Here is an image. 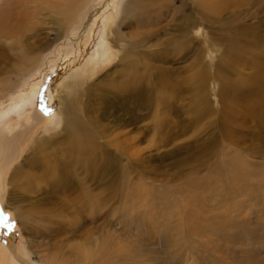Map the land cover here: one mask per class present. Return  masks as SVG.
<instances>
[{"label":"rangeland","instance_id":"1","mask_svg":"<svg viewBox=\"0 0 264 264\" xmlns=\"http://www.w3.org/2000/svg\"><path fill=\"white\" fill-rule=\"evenodd\" d=\"M44 1L0 0V178L23 119H48L0 180V264H78L77 250L89 262L103 238L87 251L83 242L102 223L107 264H264V0L220 14L210 10L224 0H201L199 15L196 0H168L166 11L156 5L163 0H147L153 13L139 21H122L118 2L80 57L68 38L73 4ZM101 41L114 51L107 61ZM120 48L139 54L125 59L138 85L121 82ZM37 61L23 82L25 64ZM70 80L85 83L79 105L95 139L84 165L65 155L67 128L56 126V96L69 103L68 90H58ZM17 169L25 181L11 184ZM53 251L57 258L41 260Z\"/></svg>","mask_w":264,"mask_h":264},{"label":"bare ground","instance_id":"2","mask_svg":"<svg viewBox=\"0 0 264 264\" xmlns=\"http://www.w3.org/2000/svg\"><path fill=\"white\" fill-rule=\"evenodd\" d=\"M54 1H57V0H54ZM59 1H62V0H59ZM68 2L72 3L73 6H72V9L75 13V16L74 17H71L72 18V21L69 23V29H68V38H71V37H76V41L74 42V44L72 45L74 49V51L71 53L72 55H76V56H79L80 57V54L81 52L83 51V49H89V47L91 46L92 42H93V39H94V35L96 34L95 31L93 30V28L95 27L96 24H99V22L101 21V17L103 15V12H105V14H110L112 15V13L114 12L115 10V7L117 6V3L120 2L119 4V8H118V16L121 15V18H122V21L126 20V19H134L135 17H137L138 21L141 20L142 18H147L146 15L149 14V12H152V9L151 7L149 6L150 4H153V0H149V5L147 3V0H67ZM164 2H160L156 5H159V6H163L165 8V11L170 8L169 6L171 5L169 3L168 0H163ZM227 1H230V0H224V1H221L219 6L217 7H213L211 8V12L212 13H219L223 10H227L228 8H232V7H236V4H239V2L243 1V0H235L233 3H230V2H227ZM101 2V4H100ZM195 2L196 3V13L199 15L201 10L203 11V7H202V1L201 0H196ZM55 2H48L47 0L44 1V5L47 6V8H50V4L53 5ZM160 8V7H159ZM171 10V9H170ZM174 12V11H173ZM223 13V12H221ZM104 14V15H105ZM220 14V13H219ZM220 16V15H219ZM152 17V16H151ZM182 17L183 19H187V16H185V14L183 13L182 14ZM149 18V17H148ZM112 16H111V21H112ZM58 21V20H57ZM134 21V20H133ZM183 22V21H182ZM188 24V23H186ZM184 25V24H183ZM139 28L142 29L141 27L144 26V24L140 23L138 24ZM189 27V26H188ZM187 27V28H188ZM186 28V27H185ZM118 29H120V27H117L116 28V31L114 33V36L119 33L118 32ZM136 30V29H135ZM259 31V30H258ZM145 33L147 32L146 30L144 31ZM257 32V31H256ZM255 34V33H254ZM120 36V35H119ZM138 38V37H137ZM123 39V38H122ZM136 39V38H135ZM101 40H103L101 38ZM118 40L120 39H117V42H119ZM124 40V39H123ZM115 41V40H114ZM121 41V40H120ZM134 41V40H133ZM105 42V40H104ZM116 42V41H115ZM138 42V41H137ZM257 44V43H256ZM264 45V44H263ZM131 49H132V46H130ZM136 45H134L133 48H135ZM89 50H87L86 52L88 53ZM118 53H120L122 55V58L119 59V64L120 66L122 67L120 73V78H121V82L124 83V86L126 85L127 87H130L129 85L131 86H134V85H138L139 84V81H140V75L138 76H132L136 73L137 69L135 67V64L134 63H131V62H127L125 59H128L132 54H134L133 52L131 51H126L124 52V50H121V48L119 50H117ZM101 55H103L104 57V60L107 61L109 59H111L113 56H114V51L111 50L107 43H103V41H101ZM82 55V54H81ZM137 56L138 58V55L139 54H134ZM64 57V54L61 55V58L59 60V62L62 61V58ZM234 57V56H233ZM75 58V56H74ZM147 59L151 58V57H146ZM89 74H93L94 71H95V63H94V60H93V57L91 55V52L89 53ZM239 59H237V62H238ZM92 62V63H91ZM138 62H139V59H138ZM264 62V60H263ZM262 62V66L264 67V64ZM41 62L40 61H37L36 63H34L33 65H27L25 64V68H24V78L22 79V81L24 82L25 78L28 77L29 75L33 74L34 72H36V70L38 69V67L40 66ZM139 64H141V62H139ZM150 64V63H149ZM93 65V66H92ZM20 67V66H19ZM18 67V68H19ZM262 67V69H263ZM40 68V67H39ZM153 68V67H152ZM21 69V68H19ZM120 69V68H119ZM119 73V74H120ZM139 73V71H138ZM131 78V83L128 82V78ZM144 76V75H143ZM115 77V76H114ZM119 77V76H118ZM74 79V78H73ZM136 79H138L139 81H135ZM79 80V79H78ZM71 81V80H70ZM23 82H21L20 85L23 84ZM85 83H82L80 85H84ZM19 85V82L16 86V89L20 88V85ZM76 81L72 80L70 83L64 84L63 87H61V89L58 90V93L59 94H63L64 93V90H68L69 92V103L66 104V102L63 100L64 99V96L60 97V96H56L58 97V101H57V106H56V110H57V120H56V126L57 128L62 124V125H65L67 130H66V137L64 139V144H65V149L68 151V153H66L65 155H68L70 157V155H76L78 159H82V164L84 165L85 164V160H86V153H88V149L90 147V144H95L94 141V137H93V134L89 131V128L87 126V122L83 119L82 115H81V111L80 110V95H83V93H81V90H82V86H80ZM123 86V85H122ZM24 87V86H23ZM121 87V86H120ZM125 88V87H124ZM122 90V89H121ZM123 91V90H122ZM55 92V91H54ZM131 92V91H130ZM55 94V93H53ZM52 94V95H53ZM134 95V94H132ZM7 97V93L5 95H3L1 97V99H4V97ZM105 97V96H104ZM49 101L50 103L54 101V98L51 97L49 98ZM80 104V105H79ZM53 107V106H52ZM55 107V105H54ZM62 109V110H61ZM60 110H61V113H60ZM92 120V119H91ZM47 122H48V119H46L44 117V114L42 113H34L32 116H29L27 118H24L23 119V130L21 131V134L19 135L20 137H15V139H11V143L10 144H20V146L18 147V149H16V151L13 153V155L11 156L10 159H6L7 161H4L3 165L1 166V171H4L6 170L5 172V175L3 177H5V180L7 178V172L9 170V167L8 166H14V161H17L20 157V155L23 153V150L25 149V147L27 146V144H30L31 143V140L34 138L33 135L37 134V132L42 128L43 129V132H46L44 130V127H46L47 125ZM91 122V121H90ZM92 123H93V120H92ZM13 126L11 124H8L6 127H5V134L7 137L10 136V134L13 132ZM65 128V127H63ZM62 128V129H63ZM4 129V128H3ZM2 129V130H3ZM64 130V129H63ZM26 137L28 139H25L24 137ZM22 138L21 141H19L18 139L19 138ZM37 137V135L35 136V138ZM40 143V142H39ZM38 144V143H37ZM43 146V145H42ZM42 148V147H41ZM91 148V147H90ZM93 148V147H92ZM91 148V149H92ZM90 149V150H91ZM39 150V149H38ZM94 150V149H93ZM37 151V150H35ZM82 153L81 157L78 155V153ZM39 153V151H38ZM43 153L45 155H48L50 156L51 153H48V152H45L44 151V147L41 149L40 151V155L43 156ZM92 155V154H91ZM33 156V155H32ZM73 157V156H72ZM34 158V157H33ZM47 158V157H46ZM50 158V157H49ZM43 160V159H42ZM47 160V159H46ZM1 161L0 160V164H1ZM20 161V160H19ZM48 161V160H47ZM60 161V160H59ZM94 161V160H93ZM45 162V161H44ZM51 162V161H50ZM20 163V162H19ZM33 164V163H32ZM64 164V163H63ZM94 164V163H92ZM96 164V163H95ZM37 165V164H36ZM21 166V165H20ZM29 169V171L31 172L30 169L32 168H29L28 165H26ZM98 166V165H97ZM24 167V166H23ZM22 167V169H24ZM93 167V166H91ZM19 168V167H18ZM24 169L25 172L27 171L28 172V169ZM34 168V167H33ZM54 168V167H53ZM79 168V167H78ZM99 168V167H98ZM21 169V167H20ZM20 169H17V171L15 172L14 174V179L12 178L11 179V184L16 182V183H24V179L21 178V174L20 173H23L24 177H25V173L24 171L20 170ZM42 169V168H41ZM70 169V168H69ZM94 169V168H92ZM90 169V170H92ZM11 170V169H10ZM34 170V169H33ZM73 170V169H72ZM96 170V169H95ZM95 170H94V173H95ZM98 170V169H97ZM35 171V170H34ZM57 171V170H56ZM66 171V170H65ZM89 171V170H88ZM93 171V170H92ZM37 173H40L39 170L35 171ZM46 172V171H45ZM58 172V171H57ZM61 172V171H60ZM59 172V173H60ZM32 173V172H31ZM9 174V172H8ZM56 174L55 172L53 173V175ZM29 175V174H28ZM64 175V174H63ZM70 175V174H69ZM31 176L33 177V181L34 180H38L39 175H34V174H31ZM30 176V177H31ZM51 176V175H50ZM65 176V175H64ZM78 176V175H76ZM1 177L0 180L3 178ZM43 178V177H42ZM54 178V177H53ZM52 178V179H53ZM32 179V178H31ZM45 180V179H44ZM43 180V181H44ZM79 180V179H78ZM32 181V180H30ZM32 183V182H31ZM38 183V182H37ZM52 183V182H51ZM33 184V183H32ZM84 184V183H83ZM28 185V184H27ZM18 186V184H17ZM23 186V185H22ZM26 186V185H25ZM31 186V185H30ZM35 186V185H34ZM33 186V188H34ZM20 187V186H18ZM43 187V186H42ZM55 187V186H54ZM21 188V187H20ZM19 188V189H20ZM25 188V187H24ZM78 188V187H77ZM35 189V188H34ZM26 190L29 191V188L28 186H26ZM33 190V189H31ZM81 190V189H79ZM85 190V189H84ZM4 185L1 184L0 185V202L2 201V195L4 193ZM87 191V190H86ZM30 193V192H29ZM35 193V192H34ZM83 193V192H81ZM80 193V194H81ZM89 193V192H87ZM84 195V194H82ZM81 195V196H82ZM87 195V194H86ZM88 196V195H87ZM83 197V196H82ZM85 198V197H84ZM83 198V199H84ZM87 198V197H86ZM93 198V197H92ZM69 199H71L69 197ZM74 199L77 200V197ZM75 200V201H76ZM93 201V199H91ZM80 201V200H79ZM89 201H90V198H89ZM94 203V202H93ZM80 204V203H79ZM87 205V204H86ZM91 205V204H90ZM89 205V206H90ZM95 205V203H94ZM79 206V205H78ZM85 206V205H84ZM73 207V206H72ZM89 208V207H88ZM94 208V206H93ZM74 209V208H73ZM62 210V209H61ZM80 210V209H79ZM89 210V209H87ZM91 210H93L91 208ZM68 210H66L67 212ZM90 212V211H89ZM47 213V212H46ZM45 213V214H46ZM94 214V213H93ZM92 214V215H93ZM63 215V214H61ZM73 215V214H72ZM84 215V214H83ZM60 216V215H59ZM75 216V214H74ZM78 216V215H77ZM76 216V217H77ZM53 217V216H52ZM64 217V216H62ZM94 217V216H92ZM38 218V217H37ZM44 218V216H43ZM55 218H58V217H55ZM61 218V217H60ZM71 218V217H70ZM74 218V217H73ZM95 218V217H94ZM93 218V219H94ZM100 218V217H99ZM59 219V218H58ZM92 219V220H93ZM49 221V220H47ZM52 221V220H51ZM51 221H49L51 223ZM63 221H66V220H63ZM69 221V220H68ZM70 222V221H69ZM73 222H75V219L72 220L70 222V224L72 223L73 225ZM49 223V224H50ZM87 223V221H86ZM101 223V222H100ZM54 224V223H53ZM103 224V223H102ZM101 224V227L97 230V232H95L94 234H92V236H88V239L87 241H84L83 242V246L85 247V250L87 251V248L88 250H90L93 246V244L97 243L99 240H100V237L101 240H102V243L103 244V248H99V252H95L93 254H96L95 256L91 257V255H89L91 258L89 260V262H86L84 263L86 260L85 258H83V256L81 255V252L79 250H77V253H79L77 255V257L74 255V257H76V262H78V264H107V261H108V258L106 256L107 254V247H108V240H107V229L104 225ZM58 225V224H57ZM93 225V224H92ZM55 227V226H54ZM59 227V226H58ZM62 227V226H61ZM68 227V226H67ZM66 227V228H67ZM62 229V228H61ZM84 229V228H83ZM64 230V229H62ZM92 229L89 228V230L87 231L88 232V235L90 234L91 235V231ZM60 231L57 230V232ZM65 231V230H64ZM62 231V232H64ZM68 232V230L66 231ZM90 232V233H89ZM69 233V232H68ZM86 233V232H85ZM55 234V233H54ZM60 234V232L58 233ZM74 234V233H73ZM65 235V234H64ZM85 235V234H84ZM42 236V235H41ZM45 236V235H44ZM53 237V236H52ZM79 237V235H78ZM60 238V237H59ZM82 238V237H81ZM61 239V238H60ZM65 240V239H64ZM66 241V240H65ZM76 241V240H75ZM75 241L73 240V244H76ZM57 242H55L56 244ZM58 244V243H57ZM56 244V245H57ZM65 244V243H64ZM72 244V243H71ZM70 244V245H71ZM72 244V245H73ZM98 244V243H97ZM52 245V244H51ZM59 245V244H58ZM63 245V244H62ZM60 246V245H59ZM65 245H63L64 247ZM62 247V246H61ZM74 247V246H73ZM99 247V245H98ZM37 248V247H36ZM55 250L57 248L58 250V247H54ZM69 248V247H68ZM76 248V247H75ZM45 250V249H44ZM120 250V249H119ZM60 251V250H58ZM95 251V249L93 250ZM57 252V251H56ZM61 253V252H60ZM49 254V253H48ZM44 255V258L42 259L41 257V260H43L44 262H48L49 260L53 259V258H57L59 256V253H57V256L55 255L56 253L53 251L51 253V255ZM98 254V256H97ZM73 255V254H72ZM64 256V255H63ZM71 256V255H70ZM67 258V257H66ZM68 259V258H67ZM65 259V260H67ZM70 259V258H69ZM68 259V260H69ZM73 259V257L71 258ZM67 260V261H68ZM60 260H58L59 262ZM62 261V260H61ZM65 262V261H63ZM70 262V261H69ZM72 262V260H71ZM74 262V261H73ZM55 264V263H54ZM66 264V263H64ZM74 264V263H73Z\"/></svg>","mask_w":264,"mask_h":264}]
</instances>
